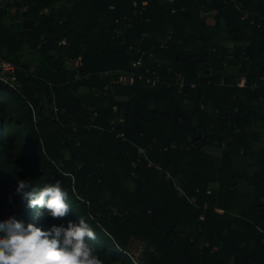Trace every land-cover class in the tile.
<instances>
[{"label": "trees", "instance_id": "trees-1", "mask_svg": "<svg viewBox=\"0 0 264 264\" xmlns=\"http://www.w3.org/2000/svg\"><path fill=\"white\" fill-rule=\"evenodd\" d=\"M232 1L257 12L252 0H24L22 19L35 23L32 31L1 15L0 55L21 66L16 75L22 89L16 93L0 83V218L15 215L47 228L85 216L103 264H264L255 230L264 223V153L260 170L247 175L248 161L257 156L249 143L252 129L264 133V90L234 87L249 62L247 85L264 76V23L257 28L254 16L255 25L242 20ZM41 10L48 13L40 16ZM125 16L127 33L113 39L114 21ZM168 35V50H160ZM41 37L45 43L37 49ZM141 39L143 50L162 64L169 88L135 81L94 97L87 88L100 89L107 79L68 83L75 69L67 70L65 62L78 63L81 74L129 72L137 55L127 46ZM62 40L66 45L58 46ZM27 54L36 66L22 60ZM175 74L183 79L184 95ZM118 117L124 125H115L116 131L125 142L110 132ZM222 144L219 158L206 153ZM138 148L179 180L195 207L147 167ZM56 179L70 190L64 218L38 216L14 193L17 180L42 187ZM242 180L252 193L238 191ZM211 184L217 188L207 193ZM131 245L142 247L138 261Z\"/></svg>", "mask_w": 264, "mask_h": 264}, {"label": "clouds", "instance_id": "clouds-1", "mask_svg": "<svg viewBox=\"0 0 264 264\" xmlns=\"http://www.w3.org/2000/svg\"><path fill=\"white\" fill-rule=\"evenodd\" d=\"M15 194L38 216L56 220L70 211V190L60 179L42 187L31 180H17ZM96 233L85 216L62 220L44 228L12 215L0 218V264H103L90 242Z\"/></svg>", "mask_w": 264, "mask_h": 264}, {"label": "built area", "instance_id": "built-area-1", "mask_svg": "<svg viewBox=\"0 0 264 264\" xmlns=\"http://www.w3.org/2000/svg\"><path fill=\"white\" fill-rule=\"evenodd\" d=\"M169 2H172V0H169ZM235 8L241 12V18L242 20H249L250 25H255L254 20H250V13L248 11H245L242 9V7L239 4H235L234 1H232ZM146 2L142 3V6H146ZM136 2H133L132 7H136ZM28 10V6L24 4V0H0V16L1 15H7L15 20H22V15ZM48 13L47 10H41L38 12V14L46 15ZM135 15V13H133ZM147 21V20H146ZM129 22L130 17L125 16L123 18L116 19L113 23L112 27V38L113 39H121L124 37V35L127 33L129 29ZM260 24L258 23L256 25L257 28H260ZM172 41V36L168 35L164 39L160 40L158 43V47L160 50L166 51L169 48L170 42ZM45 43L43 37L40 38V44H38L37 49H40L42 45ZM66 45V42L62 40L58 46H64ZM127 49L129 51L134 52L137 55V58L132 61L131 63V69L129 72L119 71V72H111V71H104L99 73H85L81 74L79 73L76 68L78 67V63L75 68V72L73 74V77L68 80V83H74V82H89L91 79L98 78V79H107L108 85H105L102 88H96L95 86L88 87L87 90L90 92L94 97H100V96H106L110 86L111 85H122V86H131L135 81L140 82L144 84L145 86L154 89L156 87H159L161 85H166V87H170V84H166L162 81V64L160 62H156L153 54L147 53L145 50H143V39L139 40L138 42L130 43L127 46ZM233 60V58L231 57ZM247 61L248 58H245ZM151 63V64H149ZM154 64V65H153ZM250 66V62L248 63L247 67L244 69V72L242 74H239L236 79L234 80V87L238 89H249L251 92L263 89L264 90V76L259 78V81L253 82L250 85H247V76L249 74L248 67ZM240 68V66L238 67ZM18 70H21V66L19 64L14 65L11 62L3 59L0 57V83L7 87L9 90L19 93L22 89V85L20 81L18 80V77L16 75V72ZM34 68L32 67L29 72L26 74L27 76L34 73ZM118 76L117 80L115 77ZM175 85L177 86L178 93L180 95H184V88L185 84L183 82L182 77L180 75L175 74ZM211 81L207 79L206 85H210ZM224 81L221 80L219 83V86H224ZM48 86L51 87L50 83H48ZM197 86V84H191L190 89H194ZM53 105V113H57V109L55 108L54 101L52 102ZM33 112V108L30 107ZM237 109L234 110L236 112ZM93 116H96V113L93 112ZM111 124H114V126L111 128L110 132H113L115 134L116 139H120L122 142H125V136L124 133L120 130L116 131L117 124H120L121 126L124 125V119L122 117L115 118L111 122ZM73 132L76 130V126L72 125ZM230 141L227 139V142ZM174 148V146H172ZM221 148H224V144H222ZM166 150V149H165ZM138 154H141L144 156L147 167L153 169L157 172L158 176L162 179L163 182L168 183L169 186L173 189V191L176 193V195L186 201L190 206L195 207L196 206V200L192 197H189L186 192L184 191L183 187L181 186L179 180L174 178L172 174L164 169L160 164H156L151 162L146 158V150L138 148L137 150ZM207 209V205L204 204L203 211ZM215 212L218 214H223V210L221 209H215ZM200 221L204 220V216L201 215L199 217ZM256 232L260 235L261 240L260 242L264 244V223L262 224H256L255 225ZM192 241V239H190ZM208 244H205V247H207ZM217 248H213L212 252H216ZM230 263H233V259L230 260Z\"/></svg>", "mask_w": 264, "mask_h": 264}, {"label": "crops", "instance_id": "crops-1", "mask_svg": "<svg viewBox=\"0 0 264 264\" xmlns=\"http://www.w3.org/2000/svg\"><path fill=\"white\" fill-rule=\"evenodd\" d=\"M252 1L255 5V9L257 12L255 13V12L250 10V11H248V13H250L251 16H254L255 20L257 21V24L258 23L260 24V22L264 23V0H252ZM245 11H247V10L245 9ZM24 20H30V19H24L23 18L22 20H14V22L18 23L22 29V22ZM34 27H35V23H34ZM23 31H26V30H23ZM2 53H4V51ZM0 57H2V56L0 55ZM22 60H24L25 62H29V60L27 58H25V56H24V58H22ZM65 67L67 70H74L75 64H69V63L65 62ZM249 143L251 144L252 151H254L257 154V156L253 157L252 159H250L248 161V163H250V168H249V171H247V175H248V177H251L254 172H258L261 168V166H260L261 161H259L258 158H259V156L261 157L264 153V133L261 132L260 130H258L257 128L252 129V135H251ZM254 144H256L258 146L257 150H254V147H253ZM206 153L211 155V156H214L216 158H219L221 156V153H222V148L209 147L206 150ZM250 169H252V170H250ZM216 188H217L216 184H211L209 186L207 193H210L211 190H214ZM237 189L240 193H243V194H245V193L250 194L253 192V187L250 186L245 180H242L238 184Z\"/></svg>", "mask_w": 264, "mask_h": 264}, {"label": "rangeland", "instance_id": "rangeland-1", "mask_svg": "<svg viewBox=\"0 0 264 264\" xmlns=\"http://www.w3.org/2000/svg\"><path fill=\"white\" fill-rule=\"evenodd\" d=\"M213 19H212V16H208L207 17V23L209 24V25H213ZM6 23H8L7 21H6ZM25 58H27L28 60H29V63L33 66V65H37V59H35L34 58V56H32V55H29V54H27L26 56H25ZM0 96H1V100H2V103L3 104H5V102H4V96L0 93ZM42 100H43V102H44V104L46 105V101H45V99H44V97L42 96ZM13 117H15L14 115H13ZM24 137L25 138H27V135H25L24 134ZM253 147H254V150H257L258 148V146L256 145V144H254L253 145ZM65 155H67V153H65ZM68 156V155H67ZM250 170H252V169H250ZM247 171H249V169L247 170ZM33 221V223L35 222L34 220H32ZM141 250H142V247L141 246H138V245H135V246H130V248H129V253H130V255H132V257H133V260H135V261H138V258H139V256H140V253H141Z\"/></svg>", "mask_w": 264, "mask_h": 264}, {"label": "water", "instance_id": "water-1", "mask_svg": "<svg viewBox=\"0 0 264 264\" xmlns=\"http://www.w3.org/2000/svg\"><path fill=\"white\" fill-rule=\"evenodd\" d=\"M34 28V22L31 20H24L22 22V29L26 31H32ZM176 60H178V57H176Z\"/></svg>", "mask_w": 264, "mask_h": 264}]
</instances>
